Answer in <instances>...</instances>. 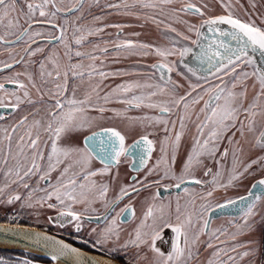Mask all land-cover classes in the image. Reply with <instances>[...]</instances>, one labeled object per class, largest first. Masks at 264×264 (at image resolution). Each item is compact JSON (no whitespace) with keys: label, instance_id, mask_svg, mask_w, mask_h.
I'll use <instances>...</instances> for the list:
<instances>
[{"label":"snow or ice","instance_id":"obj_1","mask_svg":"<svg viewBox=\"0 0 264 264\" xmlns=\"http://www.w3.org/2000/svg\"><path fill=\"white\" fill-rule=\"evenodd\" d=\"M93 6L101 14H91ZM256 8L255 0L247 5L243 0H115L102 6L94 0L86 16L83 0H0V53L6 55L0 72L9 73L0 76V108L22 113L0 126V204L54 209L55 220L50 216L48 222L70 224L77 234L94 219L97 226L82 242L122 251L125 264H200L202 245L211 250L203 264H264V246L238 239L254 231V217L264 206V12L256 14ZM114 14L140 21L141 28L155 25L160 42L141 40L140 32L125 35L133 25L108 22ZM113 28L115 38L106 39ZM189 56L193 63L185 59ZM132 57L137 58L132 67L106 70ZM20 65L22 71H13ZM117 77L121 82L105 91L104 82ZM131 109L144 114L127 116ZM117 118L139 129L131 143L125 131L106 126ZM157 145L159 154L150 163ZM246 146L260 154L241 160ZM230 153L232 164L225 170ZM95 161L102 166L94 167ZM122 162L137 174L143 171V177L122 181ZM257 173L260 178L246 196L214 200L217 190L236 188ZM145 188L156 191L122 240L121 218L136 219L133 200ZM160 188L178 194L162 198ZM173 199L174 214L165 210ZM237 206L238 217L211 226L215 209ZM166 229L171 246L162 250L157 242ZM0 231L30 241L50 264H106L102 257L86 259L80 248L54 235L19 225ZM0 264L32 261L0 257Z\"/></svg>","mask_w":264,"mask_h":264},{"label":"rangeland","instance_id":"obj_2","mask_svg":"<svg viewBox=\"0 0 264 264\" xmlns=\"http://www.w3.org/2000/svg\"><path fill=\"white\" fill-rule=\"evenodd\" d=\"M109 18L110 17L107 18L108 19V22L115 23V22L110 21ZM123 18H124V16L112 15L110 19L116 21V23H123ZM140 23H141L140 21H137V20L133 19V23H132L133 27H130L132 32H140L141 33V36L139 37V39H141V40H156V41L160 42V37L161 36L159 34V29H157L155 25H153L151 23H147L146 26H144L143 28H141V27L138 26ZM177 27H180V26L177 25ZM115 31H116V29H114V28L113 29H107L106 32L113 33V36L112 37L105 36V38L106 39H114L115 38L114 37V32ZM129 38H131V39H137V37H129ZM110 55H112V54L110 53ZM136 59H137L136 57H132L131 58V62L134 63V61ZM149 62H151V59L150 58H149ZM123 64L124 63L120 62L119 64H109L108 66H113V65L121 66ZM112 69L113 68H111V70ZM17 70L18 71H22L23 70V66L20 65ZM32 70L35 72L36 71L35 67H33ZM121 79L122 78H119V77H117L115 79L110 78L109 80H107V81L104 82V85H102V87L104 88L105 91H107L108 90V88L106 87L107 85H113L114 86L116 83H120L121 82ZM111 80L113 82H116V83H113L112 84ZM34 95H35V93H34ZM110 106L111 107H116V108H122L123 107L122 105H119V104H112ZM27 110L28 111H31V108H28ZM20 114H22V113H20ZM143 114H144L143 111L137 110V109H131V110H129L127 112V116H130V117L140 116V115H143ZM109 115H111V114L109 113ZM261 119H262L261 117H259V116L257 117V120L258 121H260ZM105 124H106V126H113V125L114 126H117L121 130L125 131V133L128 136V143H131L132 140L136 138V134L139 131L138 128L135 129V130H133L131 128H128L127 127L128 121L127 120H122V119H119V118L113 119V120H110V121H106ZM191 135H192V132L190 131L189 134H188V136L184 138V142H183L182 147H181V154L182 155L187 150V148L189 146V139H190ZM158 154H159V146L157 145V151H156V153H154L153 160L150 163H152V162L155 161V157ZM259 154H260L259 153V150H250L246 146L245 153H244V155L241 156V160L247 161L248 159L255 158ZM231 164H232V157H231V153H230L229 156L227 157V159H225L223 161V167L226 170L228 167L231 166ZM124 165L126 166L127 164L126 163H121L120 167H123ZM178 167H179V165H178ZM214 167H216L215 164H214ZM115 171H116V169H113V172H115ZM119 172H120V178H121V180L124 181V182H126V183H128L126 181V176H127L126 173L123 170H120V168H119ZM197 175L200 178H202V179H206L203 176L202 173H199L198 172ZM226 175H227V172L225 171V176ZM140 177L141 178L143 177V172L140 175ZM259 178H260V175H259V173H257L254 176L247 177L236 188H229L227 191H224L223 189L217 190L216 193L214 194V200H218V201H220L222 203L223 202V199L226 198V197L227 198H235L237 196H246L247 195V189L250 188L252 186V184L255 182V180H258ZM96 179L99 182L100 178L97 177ZM105 179H108V178L105 177ZM32 183H35V179H33ZM168 190H170V189H168ZM117 191H118V184L117 185H114L110 189V191H109V197H113L116 194ZM159 191H164L165 192L161 196L162 198L163 197H174V196H176L178 194L177 192H174V191L171 192V193H167V191L164 188H160ZM199 192H200V190H197V193H199ZM138 196H140V195H138ZM143 197H145V195ZM137 198H139V197H136V199ZM164 203L167 205L168 204V201H164ZM141 204H142V202L139 201L138 204H136V206H135L136 211H137L136 214H138V215H142L143 214V211L145 210V206L143 204L142 205ZM183 204H184V201L181 200V209L182 210H183ZM80 207H82V206H77L78 209ZM96 207H97L98 211H100V209H101L100 206L99 205H96ZM165 210L166 211L170 210L174 214L175 213V210H176V201L173 199L171 201V207H170V209L166 207ZM54 211H56V210L53 209V211H49L46 206L45 207H42V208L41 207H36V208H32V209L25 208V209H22L21 210L19 208V204H14V205H4V204H0V223H3V224H15V225H27V226H30L32 224H40V225L46 226V227L52 226V228L54 229L55 232H60L61 229L58 230V227L53 226L52 224L50 225L49 222H46L44 220V216L45 215L52 214ZM258 212L260 214H264V206L260 207L258 209ZM260 214H258L256 217H254V220H255L254 231L251 232L248 235L242 236L243 237L242 241L254 240V241H256L257 246H263L264 221L261 220V215ZM55 215H56V213H55ZM9 216H14L16 218L10 221L9 220ZM229 219H231V218L228 217V218H219V219L213 220V223H212L211 226L213 228L225 226V225H227V222H228ZM54 220H55V217H53V221ZM85 227H87V224H86ZM90 230H91V228L88 227V230L87 231L89 232ZM229 230L230 231H233V229H231V228H229ZM169 231L170 230H167L166 231L167 233L162 236L164 238H162V240H159L157 242L158 246L162 250H168V249H170L172 235H171V233ZM221 239H224V237H221ZM262 251H263V248H262ZM17 253H21V254H25V255H30L32 257L35 256V255H32V254L23 253V252H17ZM206 253H207V250H206ZM206 253H203V254H201V256H199L200 264H203V262L207 260L208 255L211 254V250H210V252H208L209 254L205 255ZM97 256H100L102 258H105L107 260H110L109 259V256H110L109 254H99ZM35 257L38 258V259H40V260L45 261L46 263L48 262L47 260H45L43 258H40V257H37V256H35ZM258 259H259V256H258Z\"/></svg>","mask_w":264,"mask_h":264},{"label":"flooded vegetation","instance_id":"obj_3","mask_svg":"<svg viewBox=\"0 0 264 264\" xmlns=\"http://www.w3.org/2000/svg\"><path fill=\"white\" fill-rule=\"evenodd\" d=\"M65 3H73L75 2V0H64ZM84 2V6H85V15L87 16L88 14V4L89 3H94V0H83ZM105 2H115V0H99V3L100 5L102 6ZM243 2L245 3V5H247L248 3V0H243ZM255 3L257 5V8L254 10L256 14H259L260 12H264V3H262V0H255ZM91 14L93 15H99L101 14V11H100V8L98 7H95L93 6L91 8ZM107 11V10H106ZM249 11H253L252 9H249ZM115 15V14H114ZM111 18V17H110ZM110 21L112 22H115L114 20L110 19ZM113 18V17H112ZM88 19H90V16H88ZM133 19L132 17H124L123 18V23H128V24H132L133 23ZM121 22V21H120ZM259 22V21H257ZM147 24H145L144 26H146ZM131 28H125L124 29V34L127 35L128 33H131ZM116 33V31L114 32V34ZM159 34L161 36V29H159ZM115 37V35H114ZM110 55V54H109ZM111 57V55H110ZM0 59H6V55H4L3 53H0ZM189 63H191L192 59H191V56L189 57H186L185 58ZM257 59H259V56H257ZM130 61V62H129ZM122 63H124L123 65L121 66H116V65H113V66H108L106 70H111V68H116V67H123V68H130L133 66L134 63L131 62V58L129 59H122L121 60ZM129 64V65H128ZM19 68V66H14L13 68V71H16L17 69ZM18 71V70H17ZM9 73L7 71H4V72H0V76H3V75H8ZM112 84L113 83H116V82H113L111 80ZM110 82V83H111ZM117 84V83H116ZM6 87H9V88H13L14 86L13 85H6ZM19 115L20 113H16V114H13L12 111L10 109H3V108H0V116H4L6 119L5 120H0V126L2 125H5L6 123H12L13 120L12 119H8L9 117H15V118H19ZM227 159V158H226ZM123 163V162H122ZM206 163H208L209 167H211L213 169V171H215V168L214 167V163L212 161H206ZM102 165L99 163V161H95L94 162V167H101ZM120 170H123L125 173H126V181L128 183H131L132 181L130 180V177H132L133 175L136 177V176H139L142 174L143 171H141V173L137 174L136 172H133L131 169H129L127 167V165L123 166V167H120ZM201 173V172H199ZM141 178V177H140ZM206 179H211V177H205ZM189 188H196V190H200L201 191V188L198 187V186H195V185H189L187 186ZM174 189V188H173ZM205 191L207 189H204ZM156 191L155 188H145L144 190H142L139 195L140 196H137L139 198H135L133 200V204H134V207L136 206V204H138V202H142V204L145 206V210H146V207H147V204L150 203V196L151 194ZM161 192V191H160ZM173 192V191H172ZM174 192H177L178 191H174ZM171 193V192H169ZM164 194V193H163ZM162 194V195H163ZM145 195V197H143ZM161 195V196H162ZM137 201V202H136ZM199 199L197 200V203H199ZM123 203H127V200H125ZM141 204V205H142ZM121 207L123 206V204L120 205ZM48 209V208H47ZM49 211H53V209H48ZM144 210V211H145ZM103 210L100 209L99 212H102ZM135 211H136V208H135ZM143 211V212H144ZM137 212V211H136ZM56 211H54L52 214H48V215H45L44 216V220L46 222H48V218L51 216L52 218L53 217H56L55 215ZM93 216L95 214H92ZM142 215H138L136 214V219L132 220V221H128L127 217H122L121 219L125 220V223H123L121 225L123 231L121 233V237H122V240L123 239H126L127 238V235L129 232H132L134 230V228L136 227V224L138 223L139 221V218L141 217ZM239 216V215H237ZM237 216H234V217H237ZM219 218H228V216H222V217H219ZM219 218H216V219H219ZM230 218H233V217H230ZM216 219H213V220H216ZM212 220V221H213ZM20 222V221H19ZM53 225V226H56L58 227V230H60V232H55L54 229L52 228V226H49V227H46V226H42L40 224H32L28 227H32V228H36V229H39L41 231H44L48 234H51V235H54L56 237H59L60 239H63L64 241H66L67 243H70L72 244L74 247H77V248H80L81 250L85 251V252H88L90 254H94V255H99V254H109V259L112 260L113 262H116L118 264H125V257H124V253L122 251H115V252H110L108 251L107 248L105 249H100V248H96V249H93L91 247V242L88 243V244H85L82 242L83 239H90L88 237V227L90 228H93V227H96L97 226V223H94V222H88V221H85L83 226H82V229H81V232L79 234H77L74 230V228L72 227V225L70 224H65V226L63 228H61L58 224L56 223H50V225ZM87 224V227H85ZM85 225V226H84ZM22 226H27V225H22ZM102 226V225H101ZM60 227V228H59ZM167 230H170V229H166ZM164 231V234H166L167 232ZM171 233V230L169 231ZM163 234V235H164ZM77 235H79L80 239H77L75 237H77ZM162 235V236H163ZM172 235V233H171ZM162 238L164 237H161L160 240H162ZM203 239H207L206 237H204ZM238 239H240L242 241L243 237H239ZM232 242L229 241V244H231ZM110 247V246H109ZM208 252H210V250H207V253H206V246H201L200 248V255L203 254V253H206L205 255L209 254ZM209 256V255H208ZM0 257H3L4 259L6 260H9V261H17V260H23V259H28L30 261H32V264H47L45 261L43 260H40L38 258H36L35 256L32 257L30 255H25V254H21V253H17V252H14V251H0Z\"/></svg>","mask_w":264,"mask_h":264},{"label":"water","instance_id":"obj_4","mask_svg":"<svg viewBox=\"0 0 264 264\" xmlns=\"http://www.w3.org/2000/svg\"><path fill=\"white\" fill-rule=\"evenodd\" d=\"M191 63H193V61H191ZM133 171V170H132ZM135 172V171H133ZM132 177H135L134 175ZM131 180V179H130ZM192 184H186L185 186H189ZM172 191H178L177 189H170L167 191V193L172 192ZM253 191H256V189H254ZM161 195L163 193H165L164 191L160 192ZM239 206H237L236 208H232V207H226L224 209H215V211L211 214L212 216V220L219 218V217H224V216H228V217H234L239 215V210H238ZM91 222L96 223V221L93 219ZM0 226H4V227H8V226H15V224H3L0 223ZM21 226L23 229L28 230V231H39L42 233H46L44 231H41L39 229L36 228H32V227H28V226ZM48 234V233H46ZM51 235V234H48ZM58 239H60L59 237H57ZM66 242V241H65ZM0 251H15V252H23V253H28V254H32L35 255L37 257L43 258L45 260L48 261L47 264H50V259L47 256V254L41 250L40 248H38L37 246H35L34 244H32L30 241L24 239L21 236L16 235L15 233H5L3 231H0ZM84 254H85V258H93V259H98L100 256L94 255V254H90L88 252H85L83 250H81ZM105 259V258H104ZM64 264H70V261L65 260Z\"/></svg>","mask_w":264,"mask_h":264},{"label":"bare ground","instance_id":"obj_5","mask_svg":"<svg viewBox=\"0 0 264 264\" xmlns=\"http://www.w3.org/2000/svg\"><path fill=\"white\" fill-rule=\"evenodd\" d=\"M97 258H98V256H97ZM99 258H101V257H99ZM99 258H98V259H99ZM103 261H105L106 264H107V262H110V264H118V263H116V262H113V261H111V260H107V259H104V258H103Z\"/></svg>","mask_w":264,"mask_h":264},{"label":"trees","instance_id":"obj_6","mask_svg":"<svg viewBox=\"0 0 264 264\" xmlns=\"http://www.w3.org/2000/svg\"><path fill=\"white\" fill-rule=\"evenodd\" d=\"M263 246H264V238H263ZM263 251H264V248H263Z\"/></svg>","mask_w":264,"mask_h":264}]
</instances>
